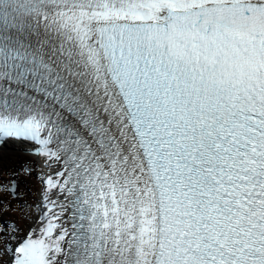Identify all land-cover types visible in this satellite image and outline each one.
<instances>
[{"label": "snow or ice", "instance_id": "1", "mask_svg": "<svg viewBox=\"0 0 264 264\" xmlns=\"http://www.w3.org/2000/svg\"><path fill=\"white\" fill-rule=\"evenodd\" d=\"M10 141L0 264H264V0H0Z\"/></svg>", "mask_w": 264, "mask_h": 264}, {"label": "rangeland", "instance_id": "2", "mask_svg": "<svg viewBox=\"0 0 264 264\" xmlns=\"http://www.w3.org/2000/svg\"><path fill=\"white\" fill-rule=\"evenodd\" d=\"M3 146L5 145L1 143L0 177L3 179L0 183L10 185L14 175L19 183L20 199L14 198L8 191L0 190V201H2L0 203V226L15 222L22 231H27L32 226L31 221L36 209L34 207L23 208L21 200L26 201L30 206L38 203L40 182L36 175H26L22 169L26 163L34 161L35 158L28 156L24 148ZM35 171H40L38 163Z\"/></svg>", "mask_w": 264, "mask_h": 264}, {"label": "bare ground", "instance_id": "3", "mask_svg": "<svg viewBox=\"0 0 264 264\" xmlns=\"http://www.w3.org/2000/svg\"><path fill=\"white\" fill-rule=\"evenodd\" d=\"M5 146H3V147H6V146H8L9 145V147H12V146H18L19 148H24L25 149V146L24 145H22V144H20V143H17V142H12V141H10V142H8V143H3ZM2 148V147H1ZM39 223V222H38Z\"/></svg>", "mask_w": 264, "mask_h": 264}]
</instances>
